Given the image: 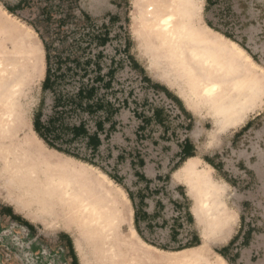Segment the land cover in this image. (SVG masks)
Returning a JSON list of instances; mask_svg holds the SVG:
<instances>
[{
    "label": "rangeland",
    "instance_id": "rangeland-1",
    "mask_svg": "<svg viewBox=\"0 0 264 264\" xmlns=\"http://www.w3.org/2000/svg\"><path fill=\"white\" fill-rule=\"evenodd\" d=\"M21 1L0 0V39L17 44L20 36L36 66L20 85L24 104L17 95L9 99L13 126L0 132V264H151L147 244L168 257L200 245L203 226L194 213L201 200L187 171L193 163L201 180L220 184L217 207L235 219L223 236H202L204 259L264 264V0H191L188 39L199 34L214 47L225 41L235 84L248 96L254 91L242 117L217 135L213 115L178 78L184 65L175 43L141 34L134 19L141 1L25 0L18 7ZM35 121L68 153L49 147ZM93 135L101 140L96 149L88 143ZM107 197L109 217L119 216L112 260L80 218Z\"/></svg>",
    "mask_w": 264,
    "mask_h": 264
},
{
    "label": "bare ground",
    "instance_id": "bare-ground-1",
    "mask_svg": "<svg viewBox=\"0 0 264 264\" xmlns=\"http://www.w3.org/2000/svg\"><path fill=\"white\" fill-rule=\"evenodd\" d=\"M139 1H141L140 6L138 4L134 5V13L136 12L137 14V16H134V19H136V22L139 24L141 34L146 32L156 37L160 36L161 43L164 44L167 42L175 43V52L178 53L176 59H178L180 63H183L182 65L186 66H181L182 75L180 74L178 78L182 81V84H184L183 82L185 79L190 83L188 85L192 91H190L189 94L194 96L193 100L196 105L199 106V108L206 109L208 113L213 115L215 123L217 122V126L212 134L217 135L219 131L223 129L222 126L225 123L230 124L232 119L241 118L243 106H245L243 101L245 99L248 101L254 95V91H250L251 95L248 96L245 94L247 91L245 85L235 84L237 83V78L234 76L231 68L233 65V57L231 50L226 48L228 44L225 41H223L225 46H222L221 41V44L214 47L213 45L205 46L206 42L204 41L202 43L200 41V37L197 36L199 34L188 39L185 31V28H188L186 18L187 20L189 18V25H191V20L195 17L191 0ZM184 1L187 2L184 3ZM24 48L25 43L21 41L20 36L18 37L17 44H9L7 40L0 39V132H2L1 129L3 128L13 126L15 122V117L11 110V101L9 100L12 94L17 95V99L21 100L23 104L26 100L27 90L24 91L21 89L20 85L22 84L23 77L28 74L27 69L34 68L35 65L27 61L29 57L24 54ZM227 50L228 53L231 54L229 57H227L228 55L225 56ZM211 58H214L213 61L210 60ZM34 76L35 74H31L30 80H33ZM165 79L167 80V76ZM181 89H183V86ZM182 92H184V89ZM236 94L240 95L237 99L235 97ZM234 122H237V120H234ZM5 138L6 137H1V139ZM198 170L199 168L195 163L187 167L188 176L190 177V191L201 200V203L197 206L198 210L201 208V212L194 213L195 224L197 227L200 225L203 226L201 228L202 236H223L225 233L231 231L235 221L234 215H228V209L222 210V206L221 208H219L220 206L217 207V188H219L220 184H215L209 177V182L201 180ZM61 184V182H57L55 186H59L58 189L63 191V188L60 186ZM190 191L188 192L190 193ZM211 191L213 196L211 195L210 198L213 197L214 201L210 204L211 199L208 201L206 196ZM81 192L84 194V190ZM83 200H85L84 196ZM100 200L94 201L92 205V211L94 213H92L90 218L88 213L84 211V217L82 216L80 218H82V224L87 227L88 231L90 230L91 237L97 234L102 237L103 246L101 245V248H103V250H101V253L104 255L109 253L110 258H108V260H112L111 257L115 255L114 248L118 236L117 227H119V223L116 224V219L119 216L114 214L109 217V211L106 210L107 204L112 203V199L109 197L105 198L106 202H102L106 203L105 206L101 205L102 203L100 204ZM212 205L215 206L213 209L211 208ZM74 206L78 208L77 200ZM219 230L221 231V235L217 234ZM202 236L200 245L190 249H184L173 257L154 254L156 250L150 248L148 244L145 246V250L147 253L149 251L151 257H154V259L151 260V264H212L210 259H204L206 256L203 257L204 241L202 240ZM157 258L159 262L156 261ZM115 263L119 264L118 259H115ZM126 263L127 261L123 264Z\"/></svg>",
    "mask_w": 264,
    "mask_h": 264
},
{
    "label": "trees",
    "instance_id": "trees-1",
    "mask_svg": "<svg viewBox=\"0 0 264 264\" xmlns=\"http://www.w3.org/2000/svg\"><path fill=\"white\" fill-rule=\"evenodd\" d=\"M23 4H25V0H23V1H21L20 3H19V5H18V7H20V6H22ZM7 10L8 11H10L11 13H13L14 12V9H11V8H7ZM46 16V15H45ZM46 18H48V16H46ZM208 26L209 27H211L213 30H215V31H217V32H219V30H217L215 27H212L211 25H210V23H208ZM221 34H223L224 36H226V37H228L229 38V36L226 34V33H223V32H220ZM43 44L46 46V43L44 42V40H43ZM47 55H46V59H47V61L49 60V53H48V50H47V53H46ZM47 73H46V77H45V79H44V82H43V85L45 86V87H48L49 85H50V69H47V71H46ZM34 130H35V132L37 133V135L42 139V140H44L45 141V143L49 146V147H51V148H53V149H55V150H57V151H60V152H63V153H68L67 151H65L64 149H60V148H57V147H55L54 145H53V143H49V141H48V139L39 131V125H38V122H36L35 121V123H34ZM78 130V129H77ZM88 143L90 144V145H92V148L93 149H96L99 145H101V140L96 136V135H93V136H91V137H89V141H88ZM206 161L209 163L210 161L208 160V159H206ZM213 167V166H212ZM213 168H215V167H213ZM3 213L4 214H7L8 216H10L13 220H15V221H19L20 219L18 218V217H16L15 215H13L12 213H11V211H9L8 209H4L3 210ZM134 222H135V224H136V218L134 219ZM229 249V247H225L223 250H221V251H219L218 253L224 258L225 257V252L227 251Z\"/></svg>",
    "mask_w": 264,
    "mask_h": 264
},
{
    "label": "crops",
    "instance_id": "crops-1",
    "mask_svg": "<svg viewBox=\"0 0 264 264\" xmlns=\"http://www.w3.org/2000/svg\"><path fill=\"white\" fill-rule=\"evenodd\" d=\"M12 14H13V13H12ZM28 25H29V24H28ZM29 26H30V25H29ZM30 27H31V26H30ZM35 32H36V31H35ZM36 33H37V32H36ZM41 42H42V41H41ZM42 45H43V44H42ZM43 49H44V47H43ZM45 71H46V69H45ZM44 76H45V74H44ZM43 79H44V77H43ZM43 79H42V80H43ZM175 97H176V99H177L179 102H181L180 99H178V97H177L176 95H175Z\"/></svg>",
    "mask_w": 264,
    "mask_h": 264
}]
</instances>
